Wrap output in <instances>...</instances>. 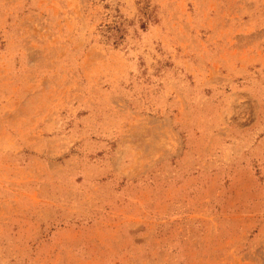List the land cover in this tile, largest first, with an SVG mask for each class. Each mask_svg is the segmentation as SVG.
Instances as JSON below:
<instances>
[{"label":"rangeland","instance_id":"rangeland-1","mask_svg":"<svg viewBox=\"0 0 264 264\" xmlns=\"http://www.w3.org/2000/svg\"><path fill=\"white\" fill-rule=\"evenodd\" d=\"M0 264H264V0H0Z\"/></svg>","mask_w":264,"mask_h":264}]
</instances>
